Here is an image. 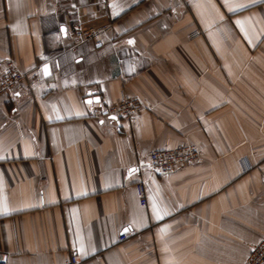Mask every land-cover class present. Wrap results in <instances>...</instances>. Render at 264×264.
<instances>
[{
	"label": "crops",
	"instance_id": "obj_1",
	"mask_svg": "<svg viewBox=\"0 0 264 264\" xmlns=\"http://www.w3.org/2000/svg\"><path fill=\"white\" fill-rule=\"evenodd\" d=\"M7 57L29 73L0 98L8 264L247 263L264 237V0H0ZM124 95L152 109L94 115ZM184 143L200 161L148 168Z\"/></svg>",
	"mask_w": 264,
	"mask_h": 264
},
{
	"label": "built area",
	"instance_id": "obj_2",
	"mask_svg": "<svg viewBox=\"0 0 264 264\" xmlns=\"http://www.w3.org/2000/svg\"><path fill=\"white\" fill-rule=\"evenodd\" d=\"M111 29L112 25L107 24L99 28L89 27L86 29H79L76 30L74 34L78 40V44L93 40L99 45L103 42V35L108 33ZM74 48L75 46L72 47V49ZM36 71L39 72L41 78H43V66L38 65ZM28 74L29 73L20 70L11 57L0 59V98L9 95L19 88L24 83ZM151 109L152 103L150 100L139 95H124L117 103L108 107L105 112L97 111L94 115L102 118L105 114H108L135 123L137 121V116L141 112ZM201 157L202 153L197 147L189 143L179 144L172 148L153 149L148 153V168L155 173L167 174L180 166L197 163L201 160ZM136 188L140 195L142 205H146L147 198L145 181H138L136 183ZM127 236V234H122L120 239L124 240ZM0 264H8L6 255L1 252ZM59 264H81V262L78 256L74 254ZM246 264H264V237L252 247Z\"/></svg>",
	"mask_w": 264,
	"mask_h": 264
},
{
	"label": "water",
	"instance_id": "obj_3",
	"mask_svg": "<svg viewBox=\"0 0 264 264\" xmlns=\"http://www.w3.org/2000/svg\"><path fill=\"white\" fill-rule=\"evenodd\" d=\"M43 71H44V73L46 74V75H48L49 74V71H50V64H45L44 65V67H43ZM92 100H94V101H99V99L98 98H95V99H89V101L91 102Z\"/></svg>",
	"mask_w": 264,
	"mask_h": 264
}]
</instances>
